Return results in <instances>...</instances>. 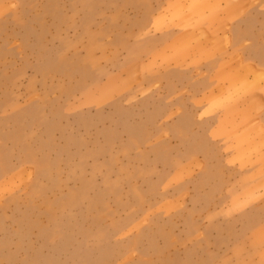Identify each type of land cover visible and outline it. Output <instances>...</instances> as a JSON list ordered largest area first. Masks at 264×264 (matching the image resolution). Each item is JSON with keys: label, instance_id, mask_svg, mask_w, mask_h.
Wrapping results in <instances>:
<instances>
[{"label": "rangeland", "instance_id": "rangeland-1", "mask_svg": "<svg viewBox=\"0 0 264 264\" xmlns=\"http://www.w3.org/2000/svg\"><path fill=\"white\" fill-rule=\"evenodd\" d=\"M262 39L264 0H0V264H264Z\"/></svg>", "mask_w": 264, "mask_h": 264}, {"label": "crops", "instance_id": "crops-1", "mask_svg": "<svg viewBox=\"0 0 264 264\" xmlns=\"http://www.w3.org/2000/svg\"><path fill=\"white\" fill-rule=\"evenodd\" d=\"M263 41H264V39H262V46H261L262 65H264V63H263V59H264V45H263ZM263 69H264V67H263Z\"/></svg>", "mask_w": 264, "mask_h": 264}]
</instances>
